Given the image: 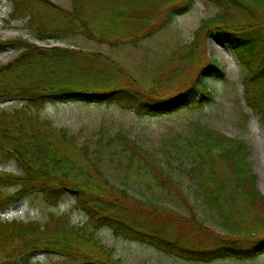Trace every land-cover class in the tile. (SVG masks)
I'll use <instances>...</instances> for the list:
<instances>
[{
    "label": "trees",
    "instance_id": "16d2710c",
    "mask_svg": "<svg viewBox=\"0 0 264 264\" xmlns=\"http://www.w3.org/2000/svg\"><path fill=\"white\" fill-rule=\"evenodd\" d=\"M12 1L10 16L25 19L39 39L79 34L113 48L150 32L157 9L183 2L70 0L67 8L54 0ZM207 1L218 11L197 33L223 36L244 71L245 102L264 127V0ZM9 46L22 51L0 64V103L14 100L20 107L0 113V165L16 158L23 172L0 171V187L16 188L13 193L0 192V210L30 194L57 206L71 193L75 209L87 220L76 229L62 218L55 225L52 220L41 225L0 219V264H39L33 261L39 251L63 255L56 264H121L93 237L94 231L88 238L89 229L105 227L117 237L198 263L242 261L264 251V194L245 141L194 124L162 140L155 153L124 131L108 129L98 130L93 147L40 112L50 102L81 100L119 104L138 116L167 114L211 98L200 77L182 93L165 98L133 87L122 66L107 53L40 46L22 37L0 40V49ZM218 67L212 61L206 68L217 72ZM107 164L122 172V188L104 173ZM192 200L216 227L198 217ZM169 205L188 214L184 216L190 223L188 232L163 222L166 214L180 219L166 212Z\"/></svg>",
    "mask_w": 264,
    "mask_h": 264
},
{
    "label": "rangeland",
    "instance_id": "374dc122",
    "mask_svg": "<svg viewBox=\"0 0 264 264\" xmlns=\"http://www.w3.org/2000/svg\"><path fill=\"white\" fill-rule=\"evenodd\" d=\"M54 1L67 8L71 7L70 0ZM187 1L183 0L178 7L157 9L158 11L154 13L155 25L150 32L147 31L144 36H139L136 40H127L113 48L79 34H72L61 40L39 39L31 28L27 27L25 19L10 16L14 7L13 1L0 0V40L9 41L22 37L40 46H68L89 52L107 53L122 66L133 87L143 88L154 96L165 98L177 96L179 91L182 93L192 86L197 76L200 77L201 83L207 86L211 98H204L198 103L188 104L167 114L138 116L119 104L81 100L50 102L40 112L41 116L51 120L54 126L67 129L76 135L79 142L89 140L95 147L98 130L108 129L112 133L124 131L129 138L136 140L139 145L152 150L153 153L161 147L162 140L173 133L186 131L194 124L216 129L251 146V161L258 177V188L264 194V127L245 102L242 82L244 71L220 33L209 34L205 30L200 31V35L197 33L202 23L215 14L218 8L207 0ZM21 51L22 47L19 46L0 49V64L9 63ZM212 61L219 64L217 72L208 71L206 68ZM15 107H20V104L14 100L3 101L0 103V113L4 110L11 111ZM0 171L20 174L23 169L14 158L1 164ZM104 173L108 174L113 183L120 188L123 187L122 172L117 171L113 165L107 164ZM187 184L185 181V186ZM15 189L5 186L0 187V192L13 193ZM74 202L75 198L71 193L57 206L46 204L38 194H30L12 208L0 210V219L35 221L41 225L52 220L51 225H55L56 219L62 218L77 229L85 224L87 217L82 211L75 209ZM192 204L198 217L216 227L201 209L198 201L194 200ZM165 210L167 213L177 214L180 219L172 220L169 214H166L161 216L164 223L172 222L179 232H188L190 223L186 222L187 219L184 217L188 215L187 213L179 206L173 205H169ZM88 231V238L94 231L93 237L121 264H264V251L253 259L240 261L231 258L198 263L166 255L147 244L117 237L106 227L97 231L92 228ZM63 258L64 256L57 252L39 251L33 261L39 264H56L63 261Z\"/></svg>",
    "mask_w": 264,
    "mask_h": 264
}]
</instances>
